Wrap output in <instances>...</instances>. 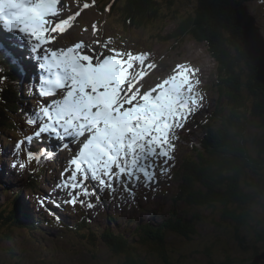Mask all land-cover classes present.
Instances as JSON below:
<instances>
[{
    "label": "rangeland",
    "instance_id": "rangeland-1",
    "mask_svg": "<svg viewBox=\"0 0 264 264\" xmlns=\"http://www.w3.org/2000/svg\"><path fill=\"white\" fill-rule=\"evenodd\" d=\"M184 2L185 0H176L178 5ZM84 3L80 0H61V4L58 5L61 8V18H67L77 11L80 12V16L73 22L72 28L65 33L53 34L55 39L46 46L49 51H58L61 48L74 46L76 43H83L86 51L90 50L94 55L103 57L114 55L115 51L146 53L148 54L146 64L151 63L154 67L143 69L145 75L138 79L135 88L139 91L142 87L148 89L152 85L158 88L164 80L166 83H162L161 86L167 84L170 87L175 86L177 90V86L181 85L183 89L185 88V94L177 99V104L172 103L169 114L165 117V123L168 125L165 137L161 141L156 156L151 158V164L154 165L156 173L155 182L150 186H145L143 182L138 187L131 185L135 195H129L117 184L118 191L113 197L109 192L99 191L98 187H94L95 182L89 181L88 187L96 192V195L83 196L79 190L76 194L84 204L93 203L92 209L80 203L75 207L64 203L72 193L58 187L70 177L71 173L66 172V169L70 167L69 162L77 154L81 143H70L71 138L60 142L34 138L31 144L26 143L17 151L16 145L21 140L16 142L15 136L11 133L6 136L4 133L0 134L1 152L7 149V153L4 152L0 156V208L2 209L0 212V264H116L119 259L112 256L106 244L99 243L96 253L89 241L91 234L100 235L107 229L127 239L148 264H244V260L248 257L247 249L256 245L252 242V234L244 246L241 245L243 243L239 238L236 239V234L242 238L249 233L246 231V226L237 220L223 223L221 221L223 206L219 203L210 207L190 205L179 200L182 197L181 189L189 185L188 166L191 167L190 164L196 161H205L201 158L202 154H206L202 149L204 137L201 126L207 123L212 115L213 120L214 116L220 113L217 109L218 105L220 108L226 107L229 111L226 102L220 98L215 89V84H219L218 63L211 53V48L191 36L176 40L174 32L179 29L178 20L168 18L164 23L144 22L141 27H135L130 26L129 23H132L127 20L117 21L111 17L106 20L95 9L91 10L90 7L84 9ZM256 3L261 4V0H256ZM253 5L250 3L248 15H242L240 18L244 25L245 19L251 18L254 21L253 17L256 18L254 8L259 9L256 12L258 16L263 11L262 19L257 21L254 27H258L255 32L260 44L264 45V8L260 10L259 5L255 7ZM178 16H181V13ZM185 17L186 15L182 19ZM238 25L240 32L243 33L244 27H241L240 22ZM1 35L13 40L14 47H11L13 50L16 49L22 57L32 59L36 56V53L31 51V42L24 41L21 34L9 33L4 29L0 32ZM225 43H228V40ZM35 61L37 59L33 62ZM136 68H139V65ZM39 70L44 78L46 74L40 67ZM135 70L134 68L133 71ZM258 72L261 73L260 70ZM262 73L264 75V70ZM43 78H37V80L42 82ZM262 81L264 82V78ZM238 95L239 101L230 107V111L240 113L244 118L240 125L245 120L246 129H248L245 102H248L246 97L249 95L245 91L239 92ZM59 98L62 96H51L49 104ZM254 98L251 100L254 106L252 118L257 120L255 105L259 98ZM25 124L27 127L37 129L27 121ZM258 125V122L253 123V130L261 134L264 131L256 129ZM36 131L31 136L34 137ZM83 139L80 138L81 141ZM42 142L47 143L46 151L55 156L53 165L47 170L40 186L39 196L31 194L34 196L31 198L30 194L27 195L30 190L23 187L27 183L24 176H28L33 168L28 161L27 151L30 149L36 152L43 149ZM235 145V141L232 140L229 148L235 150ZM250 150V153L254 152V148ZM161 151L165 154L161 155ZM207 158L212 159V156L208 154ZM20 164L26 166L21 168ZM256 172L259 173V171ZM261 178L264 180V175ZM29 183L32 182L29 181ZM199 187V189L203 188ZM7 191L8 193L5 194ZM208 194L204 189V195ZM98 196L101 198L97 199ZM17 198L22 201V221L10 222L8 218H3L8 220L3 223L4 210L11 211L13 203L9 202L16 201ZM30 201L32 206H29ZM40 201H43V205ZM238 201L239 197L233 195L231 203L238 204ZM260 203L257 202L253 210L263 219L264 210ZM228 208L238 209L248 208V206L229 205ZM30 215H33L35 222L31 220ZM54 215L58 219L54 218ZM176 215L177 219L185 216L188 219L199 217L200 220L195 224L197 232L190 236L191 239L169 232L166 246L167 261H164L155 249H150L151 247L142 241V227L158 228L168 219L176 220ZM87 221L91 228L83 227V222ZM2 224H10V227L1 226ZM261 227L264 228L263 225ZM260 234L263 235V232L259 233V237ZM95 255L97 258H94ZM258 255L261 258H256L253 261L254 264L263 260L264 254Z\"/></svg>",
    "mask_w": 264,
    "mask_h": 264
},
{
    "label": "snow or ice",
    "instance_id": "snow-or-ice-1",
    "mask_svg": "<svg viewBox=\"0 0 264 264\" xmlns=\"http://www.w3.org/2000/svg\"><path fill=\"white\" fill-rule=\"evenodd\" d=\"M60 4L61 0H0V25L31 42V51L36 53L35 59L46 74L39 96H62L42 107L37 118L28 121L40 126L34 137L19 141L16 149L19 151L43 134L81 143L66 169L70 177L58 187L72 193L64 203L73 207L80 203L92 209L93 203L84 204L76 194L79 190L83 196L96 195L89 189V181L113 197L118 191L117 184L129 195H135L131 185L138 187L143 182L150 186L155 182L151 158L156 156L165 137L168 127L165 117L172 105L175 86H164L155 95L152 90L141 94L135 88L138 79L145 75L143 69L154 67L146 64V53L115 51L114 55L103 57L86 51L83 43L49 51L46 46L55 39L53 34L65 33L80 16L77 11L61 18ZM89 7L88 3L83 4L84 9ZM41 159L40 154L28 152L29 162ZM40 203L43 205V201Z\"/></svg>",
    "mask_w": 264,
    "mask_h": 264
},
{
    "label": "trees",
    "instance_id": "trees-1",
    "mask_svg": "<svg viewBox=\"0 0 264 264\" xmlns=\"http://www.w3.org/2000/svg\"><path fill=\"white\" fill-rule=\"evenodd\" d=\"M86 1L93 4L97 12L106 20L109 17L117 21L127 20L132 23H129L130 26L141 27L144 22L164 23L168 18L178 20L179 29L174 32L175 35L172 34L176 40L191 36L211 48V53L218 63L219 84H215V89L220 98L226 102L229 111L226 107L220 108L219 106L220 113L215 116V123L218 125L207 126L206 123L204 124L207 127L202 149L206 154H202L201 158L205 161H196L190 164L191 167L188 166L189 185L181 189L182 197L179 200L190 205L210 207L219 203L223 206L221 209L223 223L237 220L246 226V231L249 233H246L242 238L236 234V239L239 238L243 243L241 245L244 246L251 234L253 235L252 242H255L257 247L256 245L253 248L249 247L246 251L248 257L244 260V264H250L254 257L264 251V228L261 227V225L264 227V217L261 219V216L253 210L254 206H257V202H261L260 205L264 210V180L261 178L264 175V164L261 158L264 154V141L256 146L259 149L253 156L249 152L248 143L245 140L246 121L244 120L240 125L241 120L244 119L242 115L230 111V107L239 101L238 93L244 88H252L253 77L258 80L264 78L262 73L264 70L263 51L257 50L259 38L250 30V23L247 19L244 20L243 25L240 18L245 15L246 4L249 0H185L181 5H178L176 0ZM180 13L181 16H178ZM185 15L186 17L182 19ZM239 22L241 27H244L243 33L240 32ZM227 40L228 43H225ZM0 61L6 67L9 75L13 77L12 81L17 82L19 76L17 67L10 63L2 50H0ZM243 62L248 66L246 67ZM259 70L261 73L258 72ZM260 93L258 84L255 87L254 96L259 97ZM4 95L7 100L3 98L8 104L2 106V110H0V133L22 135L23 130L17 125V120L12 113H15L16 117L26 118L28 113L24 109L25 106H22L19 100L16 104L14 102L9 104V101L14 99V95L13 98L10 92ZM232 140L236 143L235 150L229 148V143L232 144ZM208 154L212 156V159L208 160ZM244 176H248V180H245L246 189L242 185ZM30 181L32 183H29V186L36 189L38 183L32 179ZM199 186H202L209 194L204 195V189H199ZM232 189L233 193H231ZM241 189L246 191L243 196L239 194ZM7 193L8 191L5 192V194ZM233 195L239 197L238 204L231 203ZM15 203L16 201L13 204ZM229 205H246L248 208L229 209ZM16 206L14 211L12 210L6 215L5 219L8 218L10 222L22 221L21 212L23 209L19 200ZM30 217L35 222L33 215ZM177 217L176 215V220L168 219L155 229L150 226L142 227V241L151 247L150 249H155L164 261H167L166 246L169 232L189 239L197 232L195 224L200 220L199 217L192 219H188L187 216L178 219ZM5 219H3V223L8 221ZM6 225L10 227V224ZM6 225L2 224L1 226ZM83 227L91 228L88 221L83 222ZM262 232L263 235L260 234L259 237V233ZM78 233L80 232L78 231ZM262 236L263 238H261ZM90 237L89 241L96 253L99 243L106 244L112 256L119 259L116 264H148L147 260L139 255L136 248L132 247L127 239L117 232L113 233L111 229L105 230L100 235L93 233ZM94 258L97 256L95 255Z\"/></svg>",
    "mask_w": 264,
    "mask_h": 264
},
{
    "label": "bare ground",
    "instance_id": "bare-ground-1",
    "mask_svg": "<svg viewBox=\"0 0 264 264\" xmlns=\"http://www.w3.org/2000/svg\"><path fill=\"white\" fill-rule=\"evenodd\" d=\"M60 8V7H59ZM60 10H61V8H60ZM25 41V40H24ZM18 49V48H17ZM22 57V56H21ZM159 81V80H158ZM162 83H166V81H162L161 83H160V85H159V87L158 88H154V85H152V86H150L148 89H144V87H142L141 88V90H140V93L141 94H145V93H147L148 91H153V94L155 95V94H158V92L164 87V86H167V87H170L169 85H163V86H161L162 85ZM177 90H175L174 91V94H173V97H172V103L173 104H177V99H179L180 97H183L184 96V91H185V88L183 89L182 87H181V85H179V86H177ZM191 92V91H190ZM190 94V93H189ZM174 95H175V97H174ZM179 110V109H178ZM185 125V124H184ZM2 145V147H3V144H1ZM0 153L1 154H3L4 153V149H3V152H1V148H0ZM54 213V212H53ZM255 263H257V261L255 262Z\"/></svg>",
    "mask_w": 264,
    "mask_h": 264
},
{
    "label": "water",
    "instance_id": "water-1",
    "mask_svg": "<svg viewBox=\"0 0 264 264\" xmlns=\"http://www.w3.org/2000/svg\"><path fill=\"white\" fill-rule=\"evenodd\" d=\"M91 10H92V9H91ZM241 91H242V90H241ZM263 254H264V253H263ZM263 254H262V255H263ZM257 258H259V257H257ZM260 258H261V257H260ZM260 258H259V259H260ZM262 258H263V260H259L257 264H264V256H263ZM252 264H254V263H252Z\"/></svg>",
    "mask_w": 264,
    "mask_h": 264
}]
</instances>
